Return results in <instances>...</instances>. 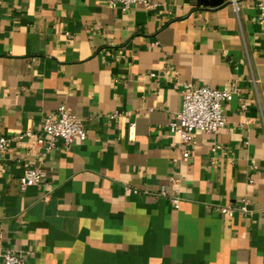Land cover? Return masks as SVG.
<instances>
[{"label":"crops","instance_id":"1","mask_svg":"<svg viewBox=\"0 0 264 264\" xmlns=\"http://www.w3.org/2000/svg\"><path fill=\"white\" fill-rule=\"evenodd\" d=\"M150 1L0 0V264H264V21L253 0ZM184 83L235 91L187 158ZM61 106L84 141H13ZM30 167L46 178L21 191Z\"/></svg>","mask_w":264,"mask_h":264},{"label":"built area","instance_id":"2","mask_svg":"<svg viewBox=\"0 0 264 264\" xmlns=\"http://www.w3.org/2000/svg\"><path fill=\"white\" fill-rule=\"evenodd\" d=\"M235 3V0H232ZM257 10V20L264 21V0H253ZM110 9H120L122 12L128 11L132 6L142 5L147 10L154 9L157 4L150 0H106ZM235 11L237 6L234 4ZM234 89H213L209 87H194L184 83L182 85V102L179 112L174 114L173 120L168 124V131L179 137L180 143L186 148L183 157L189 155V148L194 145L195 134L203 133L215 136L225 125V117L222 113V106L233 94ZM134 125L130 126V134H132ZM84 141L86 139V131L84 130L82 121L68 113L63 106L59 107L55 112L49 114L42 120L41 131L36 134L32 132H24L16 136V141L33 142L41 146L42 151L50 152L54 149L56 142H61L63 146L70 145L74 140ZM11 139L0 138V159L9 147ZM219 147H215L218 149ZM46 178L45 173L37 168H28L20 178V190L38 186L42 184ZM159 196L167 198V192L161 189ZM171 206L174 209L179 207V199L176 196L169 197ZM249 201L245 198L241 199L238 211L248 213ZM227 215L232 216L231 208H223ZM2 264H23V260L17 253L6 251L2 255Z\"/></svg>","mask_w":264,"mask_h":264},{"label":"water","instance_id":"3","mask_svg":"<svg viewBox=\"0 0 264 264\" xmlns=\"http://www.w3.org/2000/svg\"><path fill=\"white\" fill-rule=\"evenodd\" d=\"M200 1H202L205 5L209 4L210 6H213V7L219 6L223 3V0H200Z\"/></svg>","mask_w":264,"mask_h":264}]
</instances>
